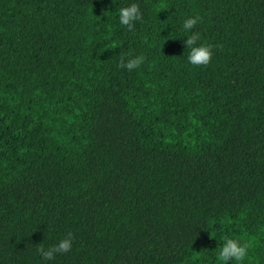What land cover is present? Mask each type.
I'll return each mask as SVG.
<instances>
[{
  "label": "trees",
  "instance_id": "16d2710c",
  "mask_svg": "<svg viewBox=\"0 0 264 264\" xmlns=\"http://www.w3.org/2000/svg\"><path fill=\"white\" fill-rule=\"evenodd\" d=\"M224 236L264 264V0H0V264H221Z\"/></svg>",
  "mask_w": 264,
  "mask_h": 264
},
{
  "label": "clouds",
  "instance_id": "9594fccd",
  "mask_svg": "<svg viewBox=\"0 0 264 264\" xmlns=\"http://www.w3.org/2000/svg\"><path fill=\"white\" fill-rule=\"evenodd\" d=\"M199 15L189 17L184 20L183 29L192 34L187 36L184 44L190 50L188 54V61L193 66H206L212 59V46L197 44L200 39L199 32H192L194 27L201 21ZM142 20V13L140 6L137 3H132L126 7L119 9V22L121 25L126 26L130 31L134 30V24ZM145 61L143 55L133 56L129 53L122 54L117 65L118 68L127 69L129 72L139 68ZM74 235L68 232L66 236L61 239L57 244L45 248L42 244L37 248V252L44 260H53L57 254L67 253L72 249ZM223 244L219 249L218 260L221 264H228L229 261H236L237 264L242 262L248 257L249 249L252 247L251 242L243 241L240 238H230L228 236L222 237Z\"/></svg>",
  "mask_w": 264,
  "mask_h": 264
}]
</instances>
